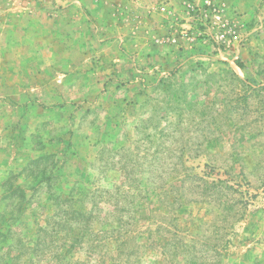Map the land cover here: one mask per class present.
I'll return each mask as SVG.
<instances>
[{
  "label": "rangeland",
  "instance_id": "1",
  "mask_svg": "<svg viewBox=\"0 0 264 264\" xmlns=\"http://www.w3.org/2000/svg\"><path fill=\"white\" fill-rule=\"evenodd\" d=\"M108 2L0 0V264H264V0Z\"/></svg>",
  "mask_w": 264,
  "mask_h": 264
},
{
  "label": "trees",
  "instance_id": "2",
  "mask_svg": "<svg viewBox=\"0 0 264 264\" xmlns=\"http://www.w3.org/2000/svg\"><path fill=\"white\" fill-rule=\"evenodd\" d=\"M174 182L178 184V177L175 178ZM176 199L178 200V198ZM68 200H58V203L62 206L63 211L54 217V222L51 224L50 228L48 227L47 230L44 231V233L48 234L51 230L53 234H55V232L56 234H59L62 232L64 225L71 223L72 226L76 227V229L81 232L83 238L88 235L86 240L89 238L91 241V247L89 249L91 259L94 256V253L97 254L99 249L97 243H99V241L95 239V236L93 238L87 230L90 228V223L94 219H97V217L92 211L87 212V214L76 212L73 206H70V202ZM130 224V221H121V224H118V228L112 231L108 239L109 241H112L111 244L114 243L116 245V252H114L111 256H108L109 254L106 251H100V258L97 261V264H105L106 257L112 261V264H121L123 258L132 259L134 256L138 255L136 248H133V246L132 248L129 247L130 241L132 242L134 240L131 236L132 232H130L129 229ZM107 244V242H104L101 245L103 246V249L106 248Z\"/></svg>",
  "mask_w": 264,
  "mask_h": 264
},
{
  "label": "crops",
  "instance_id": "3",
  "mask_svg": "<svg viewBox=\"0 0 264 264\" xmlns=\"http://www.w3.org/2000/svg\"><path fill=\"white\" fill-rule=\"evenodd\" d=\"M108 1H110V0H102V2H104V9H106V11L102 14V15H104V18L105 19H107V15H106V13H107V10L108 11H110V9H111V7H112V4H110V2H108ZM110 19V18H109Z\"/></svg>",
  "mask_w": 264,
  "mask_h": 264
},
{
  "label": "built area",
  "instance_id": "4",
  "mask_svg": "<svg viewBox=\"0 0 264 264\" xmlns=\"http://www.w3.org/2000/svg\"><path fill=\"white\" fill-rule=\"evenodd\" d=\"M162 10H163V11H165V10H166V8H162Z\"/></svg>",
  "mask_w": 264,
  "mask_h": 264
}]
</instances>
